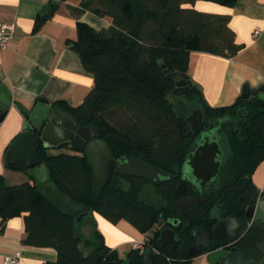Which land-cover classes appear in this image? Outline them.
Segmentation results:
<instances>
[{
    "label": "trees",
    "instance_id": "1",
    "mask_svg": "<svg viewBox=\"0 0 264 264\" xmlns=\"http://www.w3.org/2000/svg\"><path fill=\"white\" fill-rule=\"evenodd\" d=\"M195 1L81 0L78 5L69 6L77 19L76 37L65 40L78 54L81 66L93 74L94 84L78 106L70 107L62 102L60 105L79 125L92 126L114 157L132 155L172 173L180 170L195 138L185 120L189 111L201 108L206 123L208 119L230 118L221 128V133L228 138L229 153L223 159L218 188L207 195L206 204L193 203L183 212L184 228L177 232L175 248L160 246L153 226L176 211L173 200L192 193L187 180L178 175L159 183L156 189L162 206L154 208L144 202L141 189L144 179L116 173L120 185L113 186L108 180L103 188L96 189L84 152L54 154L42 147L39 149V156L61 191L110 223L123 219L149 235L146 247L157 250L155 264H190L199 255H191L187 250L193 242V229L211 227L231 213L243 235L237 247L255 245L264 233L260 223L253 222L247 227L245 219V209L261 196L252 180V171L264 158V102H244L237 96L232 105L212 107L196 88L183 99L172 93L175 102L167 97L174 81L163 75L161 63L190 83L186 74L190 52L203 51L230 59L239 50L229 26V15L199 11L191 6ZM205 1L230 7L236 0ZM84 11L99 17L109 16L112 23L107 28H94L79 20ZM45 19L38 14L32 30L40 29ZM240 106H245L248 120L237 124L240 130L233 137L229 128L235 125L232 121ZM112 164H109L111 175L115 173ZM17 216L24 220L23 244L56 250V259L47 264H100L102 260H120L88 217L83 221L89 220L93 230L89 237L82 239L77 229L83 221L75 227L74 219L39 194L34 182L8 185L0 174L2 224ZM126 253L130 264H141L143 252L131 248ZM98 256L100 261L93 263Z\"/></svg>",
    "mask_w": 264,
    "mask_h": 264
},
{
    "label": "crops",
    "instance_id": "2",
    "mask_svg": "<svg viewBox=\"0 0 264 264\" xmlns=\"http://www.w3.org/2000/svg\"><path fill=\"white\" fill-rule=\"evenodd\" d=\"M51 0H0V23L14 25L12 37L6 48L0 50V83L12 95V103L0 119V174L6 184L31 181L24 170L5 164L4 157L9 143L21 132L23 110L30 109L39 98L52 104L76 107L82 102L94 84L93 74L81 66L76 52L66 45V39L76 37V17L69 6L81 0H61L52 16L46 18L40 29L33 31L34 21ZM190 5V4H187ZM199 11L229 15V26L234 31L238 52L229 58L203 51L189 55L187 73L190 80L200 86L205 101L212 107L232 105L240 96L243 85L256 89L264 85V0H236L230 6L211 1L196 0L192 5ZM79 20L94 28H107L112 19L99 17L90 11L79 15ZM258 29L257 35L254 30ZM66 110L65 107L60 105ZM53 147L51 149H54ZM48 149V152H51ZM252 180L264 197V158L252 171ZM96 229L104 243L119 258L126 257L122 246L132 248L133 240L142 239L139 232L126 220L110 223L93 212ZM23 217L17 216L3 222L0 229V264L4 257L19 252V264H47L56 259L52 247H36L23 244L26 235ZM154 228L156 226H153ZM93 226L84 220L78 233L85 239ZM127 251V252H128ZM190 264H209L205 254L192 258Z\"/></svg>",
    "mask_w": 264,
    "mask_h": 264
},
{
    "label": "water",
    "instance_id": "3",
    "mask_svg": "<svg viewBox=\"0 0 264 264\" xmlns=\"http://www.w3.org/2000/svg\"><path fill=\"white\" fill-rule=\"evenodd\" d=\"M61 0H51L48 6L39 11L42 17L49 18L54 13ZM162 59L158 60L161 63ZM163 75L174 81V88L171 93L182 95L193 88L200 90V86L181 77L178 72H170L161 63ZM240 97L244 102L261 100L264 102V85L256 89H251L248 85H243ZM12 95L8 88L0 83V119L3 117L8 106L12 103ZM24 122L21 132L9 143L4 161L5 164L13 165L24 170L32 177L36 190L45 199L49 200L53 206L57 207L63 214L74 219L77 227L83 219L88 217L95 223L93 211L82 202L74 201L67 193L61 191L51 178L50 169L39 156V149L44 150L53 147H69L75 152H84L92 168L94 187L103 188L107 181L113 186L120 185L121 181L116 173L144 179L150 186L143 188L144 202L150 207L160 208V198L157 195V185L167 179H172L178 175L183 180L192 182L200 186L210 185L219 174L223 159V150L220 147V130L223 122L230 120L229 117L217 119L215 122L207 121L209 126L205 127L206 118L201 108L189 111L185 120L190 126L191 132L196 139L192 149L187 153L180 170L167 172L143 159L120 154L114 157L105 140L98 137L92 126L79 125L71 113L59 104H52L45 98L39 100L30 107L23 110ZM236 118L245 123L248 120L245 106L236 109ZM236 126L232 136L239 132ZM113 163L114 174H110ZM197 202L205 203L206 200L197 197H188L173 202L178 208V213L182 212L186 205ZM245 219L249 227L253 222H258L264 227V197H258L256 202L245 209ZM182 223L181 218L169 215L160 220L157 224V243L161 246L170 245L175 248L177 243L176 230ZM195 228L192 231L194 242L189 246L188 253L198 254L205 250L209 264H264V233L262 238L252 246L237 247L236 243L243 236L240 234V224L233 213L218 219L211 227H206L198 233ZM100 256L93 260L98 263ZM127 257L121 261L102 260L100 264H129ZM155 254L146 252L142 257V264H155Z\"/></svg>",
    "mask_w": 264,
    "mask_h": 264
},
{
    "label": "flooded vegetation",
    "instance_id": "4",
    "mask_svg": "<svg viewBox=\"0 0 264 264\" xmlns=\"http://www.w3.org/2000/svg\"><path fill=\"white\" fill-rule=\"evenodd\" d=\"M241 119V118H240ZM240 119H238V118H236V119H234L233 121H232V123H234L235 125L234 126H232V127H230L229 128V133L232 135V133H233V131H234V129H235V127L237 126V124H240V123H242V122H240ZM208 122L209 121H213V122H215L214 120H211V119H208L207 120ZM207 122V123H208ZM227 122H229V121H226V122H223V124L224 123H227ZM207 123H205V127L204 128H207L208 126H209V124H207ZM222 124V125H223ZM221 128H222V126H221ZM221 130H220V136H221ZM195 137V136H194ZM195 139H196V137L194 138V141H193V143H192V146L190 147V149H188L189 151L192 149V147H193V145H194V142H195ZM222 136H221V140H220V147H221V149L223 150V159H225L226 158V152L224 151V149L222 148ZM188 151V152H189ZM223 159H221V161H222V163H223ZM113 165V164H112ZM222 166V165H221ZM220 169H221V167H220ZM219 173H220V171H219ZM218 177H219V174H218V176L216 177V179H215V181L214 182H212V183H210V185H206V186H200V185H195V184H193L192 185V182H190V181H188L190 184H191V186L190 187H192V193L191 194H188V195H186L185 197H181V198H179V199H176V200H173V202H175V201H179L180 199H187L188 197H197V198H199V199H203V200H206V202L205 203H202V202H200V203H197V202H192V203H190V204H188V205H186V207L184 208V210H183V212H185L186 211V208L189 206V205H191V204H193V203H196V204H206L207 202H208V199H206V197H207V195H210L212 192H214V191H216V189L218 188V186H217V180H218ZM145 185H147V186H150V184H148L147 182H145V184L143 185V187L145 186ZM142 187V188H143ZM143 195V194H142ZM144 196V195H143ZM159 204L160 205H162L161 204V202L159 201ZM216 206V205H215ZM175 207V212H173V214H171V215H174V216H177V217H179V218H181V220H182V223L180 224V225H178L179 226V228L176 230V236H177V232L178 231H180L181 229H183L184 228V222H183V219H182V217H183V215H184V213L182 212V215H180L178 212V208L176 207V206H174ZM154 208H156V207H154ZM216 207H214V209H215ZM223 218V217H222ZM159 223V222H158ZM158 223H156V227L155 228H153V230L154 231H156L157 230V224ZM199 231H198V233L199 232H201V230L203 229H199V228H197ZM194 230V229H193ZM175 236V237H176ZM193 238V237H192ZM177 239V238H176ZM147 242H149V238H148V240L145 242V244H144V247H143V250L141 251V252H143L142 253V257H143V255L146 253V252H152L153 254H155V262H157V260H156V253H158L157 252V250H155V249H153V250H149L147 247H146V244H147ZM193 242H194V238H193ZM193 242H192V244H193ZM191 244V245H192ZM237 245V244H236ZM161 246V245H160ZM239 247V246H238ZM200 250L202 251V249H201V247H200ZM205 251V250H204ZM198 254H200V253H198ZM201 254H203V253H201ZM126 257H127V255H126ZM125 258V257H124ZM128 258V257H127ZM123 258H120V260L119 261H121ZM159 261H161L162 263H163V260H162V258H159ZM130 262V261H129ZM130 264V263H129ZM141 264H142V262H141Z\"/></svg>",
    "mask_w": 264,
    "mask_h": 264
},
{
    "label": "built area",
    "instance_id": "5",
    "mask_svg": "<svg viewBox=\"0 0 264 264\" xmlns=\"http://www.w3.org/2000/svg\"><path fill=\"white\" fill-rule=\"evenodd\" d=\"M14 25L11 23H0V50L6 48L8 41L12 37ZM259 30H254V35H257ZM2 227V220L0 218V229ZM149 235L144 234L142 239L133 240L132 248L139 250L141 252L143 250L145 242L148 240ZM19 252H16L12 256L4 257V264H19Z\"/></svg>",
    "mask_w": 264,
    "mask_h": 264
},
{
    "label": "rangeland",
    "instance_id": "6",
    "mask_svg": "<svg viewBox=\"0 0 264 264\" xmlns=\"http://www.w3.org/2000/svg\"><path fill=\"white\" fill-rule=\"evenodd\" d=\"M184 96H185V94H183V95H181L180 96V99H183L184 98ZM167 97H168V100H170V101H172V102H175L176 100V97H175V95H172V93L171 94H168L167 95ZM221 136H222V148L224 149V151L226 152V155L229 153V148H228V138H227V135H225L224 133H222L221 134ZM60 152H64V153H72L73 152V150L72 149H70L69 147H56V148H54V149H51V152L50 153H60ZM127 247H128V245H124V246H122L121 247V249L120 250H124L123 251V253L126 251H128L127 250Z\"/></svg>",
    "mask_w": 264,
    "mask_h": 264
}]
</instances>
